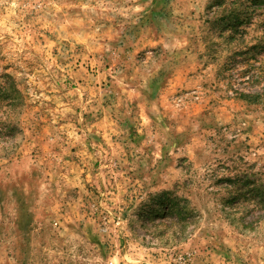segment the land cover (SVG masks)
Returning <instances> with one entry per match:
<instances>
[{
    "label": "rangeland",
    "instance_id": "374dc122",
    "mask_svg": "<svg viewBox=\"0 0 264 264\" xmlns=\"http://www.w3.org/2000/svg\"><path fill=\"white\" fill-rule=\"evenodd\" d=\"M261 1L0 0V264H264Z\"/></svg>",
    "mask_w": 264,
    "mask_h": 264
},
{
    "label": "trees",
    "instance_id": "16d2710c",
    "mask_svg": "<svg viewBox=\"0 0 264 264\" xmlns=\"http://www.w3.org/2000/svg\"><path fill=\"white\" fill-rule=\"evenodd\" d=\"M259 9L262 10V12L264 13V0L260 2L259 4ZM241 19V17L239 15H235L234 17H232L229 21L232 20H236L237 22ZM249 70L246 71V73H248ZM254 79V76H252V80ZM254 82V80H253ZM239 97L242 98L243 100L252 103V104H258V103H264V84L263 86L260 88V92L256 93V94H243L241 92H239ZM227 181H231V180H227ZM240 183V182H238ZM244 186L248 187L250 190L247 191V196L248 197H257V201L255 202V208L257 210H259L261 213H264V186L261 185H257L256 182H251L249 180L247 181H243ZM247 197V199H248ZM163 202V200H160L159 203ZM175 211V212H174ZM174 214V215H173ZM194 215V213L189 210V208L185 205V208H178L177 205L172 202L169 204L168 210L164 211V212H154V214L150 215V216H145L147 219L148 218H155V219H161V220H166L167 218H170L172 216H176L179 220H184L185 219V229L188 227L189 225V219L190 217L192 218ZM259 220H264V214L263 216H260Z\"/></svg>",
    "mask_w": 264,
    "mask_h": 264
}]
</instances>
